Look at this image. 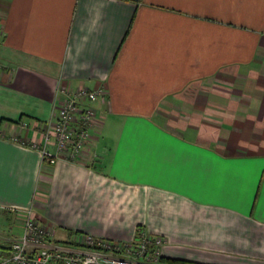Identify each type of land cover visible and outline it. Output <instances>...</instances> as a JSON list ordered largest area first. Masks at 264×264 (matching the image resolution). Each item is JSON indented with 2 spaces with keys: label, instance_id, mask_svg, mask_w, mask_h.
<instances>
[{
  "label": "crops",
  "instance_id": "0c3cea01",
  "mask_svg": "<svg viewBox=\"0 0 264 264\" xmlns=\"http://www.w3.org/2000/svg\"><path fill=\"white\" fill-rule=\"evenodd\" d=\"M60 87L102 89L99 124L44 164L10 136L42 144ZM0 206V257L31 206L54 245L141 228L163 264H264V0H0Z\"/></svg>",
  "mask_w": 264,
  "mask_h": 264
},
{
  "label": "built area",
  "instance_id": "2783aa9c",
  "mask_svg": "<svg viewBox=\"0 0 264 264\" xmlns=\"http://www.w3.org/2000/svg\"><path fill=\"white\" fill-rule=\"evenodd\" d=\"M56 98L55 120L42 131V144L10 136L23 146L39 148L44 164H54L60 158L76 161L81 157L99 124L96 109L90 104L102 100L104 91L60 87ZM50 144L54 151L50 150ZM3 208L0 206V215ZM19 211L23 218L22 233L10 242L0 264H163L161 248L165 238L141 228L136 229L129 242L74 234L70 236V245H54L52 232L38 221L31 206Z\"/></svg>",
  "mask_w": 264,
  "mask_h": 264
},
{
  "label": "rangeland",
  "instance_id": "374dc122",
  "mask_svg": "<svg viewBox=\"0 0 264 264\" xmlns=\"http://www.w3.org/2000/svg\"><path fill=\"white\" fill-rule=\"evenodd\" d=\"M18 128H16L15 130H14V133L12 134L13 136H16V137H21L20 136V134H18L19 132H21V131H23V130H27L28 128L30 129V127H32V125H29L27 122H25V123H22V124H20L19 126H17ZM34 129L35 130H37V132L39 133L40 132V130H41V127H39V126H36V127H34ZM18 137V138H19Z\"/></svg>",
  "mask_w": 264,
  "mask_h": 264
},
{
  "label": "trees",
  "instance_id": "16d2710c",
  "mask_svg": "<svg viewBox=\"0 0 264 264\" xmlns=\"http://www.w3.org/2000/svg\"><path fill=\"white\" fill-rule=\"evenodd\" d=\"M179 264H185V263H179Z\"/></svg>",
  "mask_w": 264,
  "mask_h": 264
}]
</instances>
